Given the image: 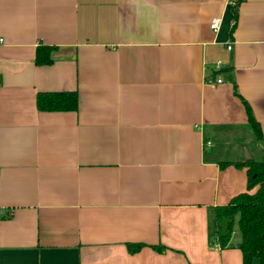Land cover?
<instances>
[{
  "label": "crops",
  "instance_id": "obj_1",
  "mask_svg": "<svg viewBox=\"0 0 264 264\" xmlns=\"http://www.w3.org/2000/svg\"><path fill=\"white\" fill-rule=\"evenodd\" d=\"M234 1L0 0V264H243L213 209L264 161V0Z\"/></svg>",
  "mask_w": 264,
  "mask_h": 264
},
{
  "label": "trees",
  "instance_id": "obj_2",
  "mask_svg": "<svg viewBox=\"0 0 264 264\" xmlns=\"http://www.w3.org/2000/svg\"><path fill=\"white\" fill-rule=\"evenodd\" d=\"M235 7L241 0L234 1ZM237 21L234 23L235 29ZM56 47L42 46L37 49L35 62L38 66L53 64V52ZM248 114L249 124L254 131L256 139L263 142V130L260 123L254 117L248 102L243 99ZM38 109L41 112H63L77 111L79 107V94L77 92L46 93L37 97ZM234 166L238 169L247 170V190L233 198L225 206H218L213 209V227L217 245L221 249H227L234 232L233 223L238 218V226L241 234V246L243 264H264V161L254 159L241 161L240 163L224 162L221 168ZM257 189L254 193L252 191ZM226 218L231 219L226 236L222 233L220 223ZM130 253H137L146 247L144 244H128ZM157 252L163 253L167 250L165 246H154Z\"/></svg>",
  "mask_w": 264,
  "mask_h": 264
},
{
  "label": "water",
  "instance_id": "obj_3",
  "mask_svg": "<svg viewBox=\"0 0 264 264\" xmlns=\"http://www.w3.org/2000/svg\"><path fill=\"white\" fill-rule=\"evenodd\" d=\"M250 159H252L251 156H249V154H246L245 160H250ZM3 211H6V210H2L1 212H3ZM231 222H232L231 219L226 218L225 220H223V221L220 223V227L222 228V233H223L224 236H226L227 231H228V229H229L228 226H229V224H230Z\"/></svg>",
  "mask_w": 264,
  "mask_h": 264
},
{
  "label": "built area",
  "instance_id": "obj_4",
  "mask_svg": "<svg viewBox=\"0 0 264 264\" xmlns=\"http://www.w3.org/2000/svg\"><path fill=\"white\" fill-rule=\"evenodd\" d=\"M220 24H221V20H215V21H213L212 22V24H211V29L213 30V31H218L219 29H220ZM0 42H3V39L2 38H0ZM228 49H231V46L229 45L228 46ZM221 80H217L216 82L215 81H213V80H208V83H219V84H221Z\"/></svg>",
  "mask_w": 264,
  "mask_h": 264
},
{
  "label": "rangeland",
  "instance_id": "obj_5",
  "mask_svg": "<svg viewBox=\"0 0 264 264\" xmlns=\"http://www.w3.org/2000/svg\"><path fill=\"white\" fill-rule=\"evenodd\" d=\"M233 229H234V232L232 235H234L235 233H238L239 234V238H241V234H240V229H239V226H238V218H236V220L234 221L233 223ZM259 263V261H256V264Z\"/></svg>",
  "mask_w": 264,
  "mask_h": 264
}]
</instances>
